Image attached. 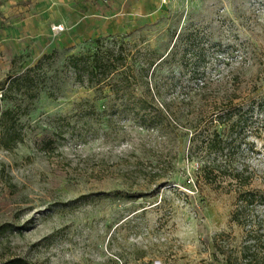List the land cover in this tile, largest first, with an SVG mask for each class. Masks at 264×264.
Instances as JSON below:
<instances>
[{"label":"rangeland","instance_id":"374dc122","mask_svg":"<svg viewBox=\"0 0 264 264\" xmlns=\"http://www.w3.org/2000/svg\"><path fill=\"white\" fill-rule=\"evenodd\" d=\"M109 37L147 66L129 99L65 69ZM48 55L36 98L0 92L22 138L0 126V264H227L239 195L264 192V0H0V84ZM214 131L228 172L208 183Z\"/></svg>","mask_w":264,"mask_h":264},{"label":"trees","instance_id":"16d2710c","mask_svg":"<svg viewBox=\"0 0 264 264\" xmlns=\"http://www.w3.org/2000/svg\"><path fill=\"white\" fill-rule=\"evenodd\" d=\"M95 44L94 51L71 55L65 63L66 71L72 73L75 82L81 86L94 87L99 91L109 87L115 97L129 99L131 95L129 86L143 80L147 66L145 63L136 64L137 52L133 53L128 48V43H124L123 40L109 37L97 39ZM49 58L51 55L44 56L37 65L27 69L23 75L10 78L6 84H0V92L4 93L2 97L8 98L13 93L23 90L29 97L36 98L41 91L36 81L40 76L43 62ZM251 110L264 113V96L252 101ZM14 116L15 113L12 110H6L0 115V126L4 129L2 144L6 149H11L22 140L20 131L16 128ZM214 118L220 124H230V128L244 119L239 117L237 121H232L231 115L219 112L215 113ZM210 136L207 139V148L214 156L212 157L210 153L208 159L199 158L202 164L198 169L208 183L228 172V166H224L223 159H220L223 156L226 141L216 131ZM235 178L241 180L242 185H248L246 180ZM260 207H264V192L251 190L239 195L231 221L243 228L246 237L235 251L236 254L225 258L227 264H264V235L253 223L254 213ZM9 264L31 263L19 259Z\"/></svg>","mask_w":264,"mask_h":264},{"label":"built area","instance_id":"2783aa9c","mask_svg":"<svg viewBox=\"0 0 264 264\" xmlns=\"http://www.w3.org/2000/svg\"><path fill=\"white\" fill-rule=\"evenodd\" d=\"M177 0H163V2L165 3H172V2H176ZM186 1H197V0H186Z\"/></svg>","mask_w":264,"mask_h":264}]
</instances>
